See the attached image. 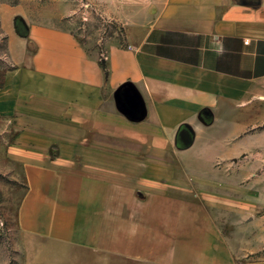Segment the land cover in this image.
<instances>
[{"label":"crops","instance_id":"obj_1","mask_svg":"<svg viewBox=\"0 0 264 264\" xmlns=\"http://www.w3.org/2000/svg\"><path fill=\"white\" fill-rule=\"evenodd\" d=\"M88 1L121 30L103 58L64 14L0 4L22 264H221L198 182L264 123V0Z\"/></svg>","mask_w":264,"mask_h":264},{"label":"rangeland","instance_id":"obj_2","mask_svg":"<svg viewBox=\"0 0 264 264\" xmlns=\"http://www.w3.org/2000/svg\"><path fill=\"white\" fill-rule=\"evenodd\" d=\"M3 3L21 4L24 13L33 19L64 14L56 24L71 28L100 58L105 56L109 41L122 39L116 22L100 15L88 0L83 7L79 0H0ZM68 7L76 8L75 12L67 15ZM9 51L7 34L0 26V85L3 73L11 68ZM260 100L264 101V95ZM21 123L18 114L0 112V264L23 262L16 212L29 181L23 162L13 152ZM243 136L246 146L238 157L216 162V174L199 177V189L205 191L199 195L207 193L215 203L206 208L214 227L210 253L215 263L264 264V123L247 129Z\"/></svg>","mask_w":264,"mask_h":264},{"label":"built area","instance_id":"obj_3","mask_svg":"<svg viewBox=\"0 0 264 264\" xmlns=\"http://www.w3.org/2000/svg\"><path fill=\"white\" fill-rule=\"evenodd\" d=\"M80 1V6L83 7V6H86L88 3H87V0H79Z\"/></svg>","mask_w":264,"mask_h":264}]
</instances>
